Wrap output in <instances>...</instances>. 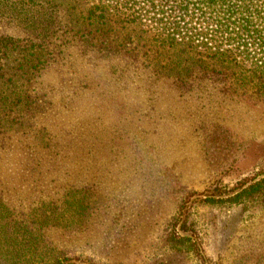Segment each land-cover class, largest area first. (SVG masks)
<instances>
[{
	"label": "rangeland",
	"instance_id": "obj_1",
	"mask_svg": "<svg viewBox=\"0 0 264 264\" xmlns=\"http://www.w3.org/2000/svg\"><path fill=\"white\" fill-rule=\"evenodd\" d=\"M82 64L97 88L75 90L76 77L51 65L37 85L49 103L33 126L40 136L1 153L2 178L18 187L11 196L23 205L58 207L70 187L83 191L81 216L44 232L70 259L63 264H200L170 248L172 229L193 240L205 264H264V206L200 204L264 178V92L223 75L194 80L191 93L150 89L162 82L110 73L105 61ZM56 154L67 156L62 168L32 167L37 155ZM188 215L196 232L183 230Z\"/></svg>",
	"mask_w": 264,
	"mask_h": 264
},
{
	"label": "trees",
	"instance_id": "obj_2",
	"mask_svg": "<svg viewBox=\"0 0 264 264\" xmlns=\"http://www.w3.org/2000/svg\"><path fill=\"white\" fill-rule=\"evenodd\" d=\"M1 30L12 34L0 33V264L68 262L44 232L50 225L68 229L64 218L72 223L83 211V197L76 199L83 191L70 187V198L58 207L50 201L23 205V197L11 196L18 187L2 178L3 149L21 137L40 136L33 126L49 103L37 85L51 65L74 75L72 87L81 91L97 88L96 76L87 75L82 64L96 60L105 61L110 73L145 74L162 82L150 89L162 85L191 93L194 80L223 75L239 76L259 95L264 92V0H0ZM81 137L75 138L79 145ZM59 158L67 156L37 155L32 167L38 173L48 163L62 168ZM70 160L77 170L78 159ZM217 192L200 204L240 210L264 206V178L238 192ZM183 230L196 232L189 215ZM173 231L170 248L205 264L193 240Z\"/></svg>",
	"mask_w": 264,
	"mask_h": 264
}]
</instances>
